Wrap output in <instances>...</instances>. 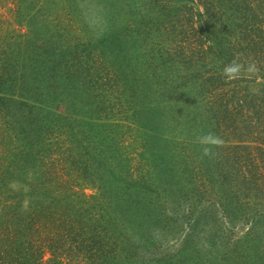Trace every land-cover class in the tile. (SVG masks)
<instances>
[{"label":"rangeland","instance_id":"rangeland-1","mask_svg":"<svg viewBox=\"0 0 264 264\" xmlns=\"http://www.w3.org/2000/svg\"><path fill=\"white\" fill-rule=\"evenodd\" d=\"M263 1L252 15L264 22ZM208 14L186 0H0V56L18 48L27 70L13 83L32 78L38 63L50 80L49 91L34 93L42 103L26 129L18 123L27 93L16 87L14 101L2 102L0 164L20 152L41 155L75 198L115 194L107 205L115 240L138 248L126 264H264V192L254 189L258 174L234 164L231 123L219 119L211 94L233 60L243 68L226 82L242 90L223 111L264 91V28L257 41L240 42L238 31L220 26L227 52L207 37V23L219 20ZM208 133L224 144L203 156L197 137ZM28 169V183L9 180L15 192L30 189Z\"/></svg>","mask_w":264,"mask_h":264},{"label":"trees","instance_id":"trees-1","mask_svg":"<svg viewBox=\"0 0 264 264\" xmlns=\"http://www.w3.org/2000/svg\"><path fill=\"white\" fill-rule=\"evenodd\" d=\"M186 1L193 7L204 5L207 12L212 14V18L219 16L218 23L206 22L208 25L204 29L207 30L205 31L207 37L215 40L216 48L219 43L220 47L225 46L224 49L227 52H230L231 47L228 48L227 43H221L226 38L219 37L220 26L226 29V33H228V28L238 31L240 42L257 41L254 33L264 28V22L257 21L252 15V10L257 9L253 3H257L258 0L255 2L254 0H241L242 5L237 0ZM193 11L195 12V9H191V12ZM235 12L238 14L236 15ZM223 16L226 17L225 20ZM227 42L231 46L232 41ZM217 49H215L216 52ZM16 51L20 50L17 48L13 51L7 48L0 56V106L4 99L14 101L15 96L12 94L16 87L18 91L27 93L28 96L23 94L24 96L19 97L21 102L19 115L22 121L19 117L18 123L26 129V126L31 124L29 119L34 114H38V105L42 103L34 93L44 95L43 92L49 91L46 86L50 84V80L45 76L48 68H45V64L38 63V69L32 70L34 75L32 78L29 80L24 78L22 83L17 81L13 83L11 77L21 76L19 78H23L22 74L27 71L21 66L20 56L15 53ZM235 57L232 55L233 59ZM51 68L49 66V70ZM217 73L216 69H212L213 79L216 82L223 79L225 82L221 87H215L213 84L211 94L219 103L217 106L221 112L219 119L222 121L226 119V123L227 121L231 123L230 125L227 123V127L233 130L232 139L229 137L226 139L229 144L227 147L230 148V156L233 157L234 164H241L243 168L247 166L251 173L254 171L258 174L257 176L253 174V177H258L253 183L256 185L254 189L256 193L263 194L264 91L261 94L245 93L239 103V108L233 113H227L223 111V107L229 108L230 100L225 99L235 96L242 88L238 90L237 87H233L234 81L226 82V77L216 79ZM70 83L75 84L73 79ZM72 85L68 84L74 88ZM201 87H205L202 81ZM29 92L31 95L28 94ZM223 103L225 104L222 105ZM43 104H45L44 101ZM254 111L257 112L254 113ZM254 119L257 121L253 122ZM30 132L32 133V130ZM20 133L25 138L24 133ZM3 134L4 130L0 128L2 140ZM19 156L13 162H6V165L0 164V264H126L128 257L125 254L138 248L129 244L127 246L125 242L119 246V242L115 240L114 235L118 227L112 224L114 213L107 206L109 200H111V205L115 202V194L112 193L110 199L105 198L106 196L90 195L83 200V197L78 196L79 200L75 198L77 190L70 188L72 185L69 187L65 181L60 180L63 176L54 173L57 168L55 162L49 164L41 159V155L37 158L25 152H20ZM31 167H33V173L32 181L29 183L30 189H27V192H23L25 188L20 192H15L8 184L9 180L18 179L23 184L28 183L24 173L28 168L31 170ZM251 176L249 173L248 176L245 174L243 177L250 178L248 181L251 183ZM120 180L121 178H116V182ZM26 202H29L27 208H25ZM258 214L262 219L264 210Z\"/></svg>","mask_w":264,"mask_h":264},{"label":"clouds","instance_id":"clouds-1","mask_svg":"<svg viewBox=\"0 0 264 264\" xmlns=\"http://www.w3.org/2000/svg\"><path fill=\"white\" fill-rule=\"evenodd\" d=\"M253 67L254 66H250L248 71H252ZM242 68V64L233 60L225 66L224 75L227 79H236L240 76ZM197 141L202 146L203 156H212L214 154L213 150L222 147L224 144L223 139L214 133L199 136L197 137Z\"/></svg>","mask_w":264,"mask_h":264}]
</instances>
